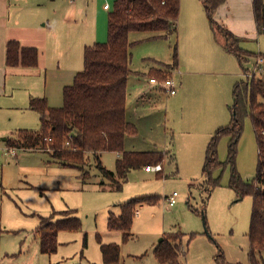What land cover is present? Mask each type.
Instances as JSON below:
<instances>
[{
  "label": "rangeland",
  "instance_id": "obj_1",
  "mask_svg": "<svg viewBox=\"0 0 264 264\" xmlns=\"http://www.w3.org/2000/svg\"><path fill=\"white\" fill-rule=\"evenodd\" d=\"M37 3L39 6L29 8L28 12L39 16L53 8L46 0ZM103 3L104 0H99L98 14L91 7L87 13L83 9L81 16L89 26L94 27L95 36L103 39L100 43L107 39V16L102 10ZM75 19L76 15L61 30L64 46L70 48L74 44V30L78 34L88 26L79 25L77 29L76 23H72ZM151 35L153 33L149 32L129 34V41L133 43L130 48V68L132 72L140 73H134L128 78L129 98L142 94L149 83L148 75L153 66L161 67L159 63L169 65L173 62V49H177L176 34L144 42L141 40ZM259 36V41L253 44V51L264 56V35ZM70 48L65 53L48 56L42 68L31 69L20 77L11 75L8 79L12 89L11 97L4 99L7 102L6 108L0 109V264H10L8 261L21 264L25 259L24 254L33 253L37 247L39 239L35 232L41 222L45 219H61L62 212L78 218L82 224L81 229L75 232L60 231L56 253L50 257L41 255V262L33 264H102L97 235L102 243L110 242L120 246V264H159L154 249L167 234H171L169 236L176 244L181 238L185 249L175 264H249L248 230L252 198L245 196L236 200L234 191L229 187L232 173V164L228 161L229 137L223 136L217 144L219 164L213 166L209 173H203L206 132L189 118L186 119L188 110L180 108L173 101L165 119L162 116V121L151 133H146L142 128L139 134L126 136L124 140V151L135 150L128 152L170 151L172 158L170 155L164 157L163 175L147 174L142 169L130 170L127 180L120 182L122 185L117 188L99 172L96 157L92 153L87 155L82 165L65 166L41 150L16 149L15 154L9 151L3 137H13L18 129L37 131L40 128L35 112L25 109L19 112L12 106L16 103L21 105L22 97L28 92L32 96L47 93L48 103L60 107L63 103L62 88L73 83L77 67L79 71L83 70L80 49ZM77 60L80 63L77 64ZM254 64L255 56L254 60L247 59L241 65L232 56L217 55L210 63L190 67L184 73L178 67L181 74L174 75L177 81L191 74L196 78L195 98L204 106L212 105L215 109L208 114L218 111L223 121L221 127H225L231 119L234 86L246 80L244 70L252 71ZM166 75H170V72ZM255 78L264 79L263 64ZM2 84L3 81L0 86ZM15 84L22 86L24 92L17 90ZM167 96L155 95L160 100L155 104L148 95L147 102L152 107H161L163 113V105L165 107L171 99ZM152 110L145 108L146 118H153ZM257 156L251 118L246 116L234 162V168L244 182H253ZM98 158L107 170L115 172V152H101ZM115 178L119 179L116 175ZM173 192H177L178 196L176 204L171 207L165 198ZM154 197L157 199L136 206V209L141 207L139 215L133 217L128 241L122 240L120 232H116L112 238L103 232L108 229L109 215H117L121 205L132 199ZM219 255L223 263L217 260ZM259 260L264 262V251Z\"/></svg>",
  "mask_w": 264,
  "mask_h": 264
},
{
  "label": "trees",
  "instance_id": "obj_2",
  "mask_svg": "<svg viewBox=\"0 0 264 264\" xmlns=\"http://www.w3.org/2000/svg\"><path fill=\"white\" fill-rule=\"evenodd\" d=\"M209 22L222 33L225 50L242 65L255 54L239 46L240 39L213 22L215 10L225 0H200ZM254 21L259 35H264V0H252ZM179 15V0H115L107 17V39L85 47L83 70L76 73L71 85L62 91L63 103L60 107L49 106L45 97L32 98L29 109L39 115L40 128L37 131L18 130L13 137L5 138L8 148L22 150H41L47 152L58 163L65 166H79L85 163L86 153L94 156L98 152H120L115 162V172L107 170L96 157L99 172L109 178L117 188L127 180L130 170L141 169L147 165L163 162L167 152H127L124 151L126 136L137 135V128L126 119L127 82L131 74L130 62L133 43L129 34L133 32L153 33L146 40L167 38L176 34ZM256 56H262L261 54ZM37 49L22 47L17 41L8 40L5 44L6 67L35 68ZM161 68H151L149 79L157 82L168 77L177 68V49H173L172 64ZM248 70H244L246 73ZM231 119L227 126L218 128L206 146L203 173H209L217 162V144L223 136L229 137L228 161L232 164L229 187L236 200L251 196L252 209L248 230L249 264H264L259 260L264 251V79L240 81L233 89V103L230 107ZM250 116L257 144L256 175L252 183L244 182L234 168L237 142L243 131V121ZM50 139L47 141L46 139ZM65 142L68 145L65 146ZM172 157V156H171ZM160 172H158L159 174ZM115 175L121 179L117 180ZM208 188L211 189L210 185ZM157 198H138L121 205L120 213H111L107 228L119 231L124 242L131 237L134 212L137 205ZM62 218L52 221L45 219L37 228L39 251L42 254H55L58 247L57 236L60 231L75 232L81 229V221L62 212ZM0 230V234H1ZM171 234L162 237L154 249L159 264H175L184 247L173 243ZM179 235V234H178ZM179 237H181L179 235ZM83 238V245H85ZM102 260L105 264H119L120 246L105 244L97 235ZM181 248H183L181 250ZM218 261L223 263L220 255Z\"/></svg>",
  "mask_w": 264,
  "mask_h": 264
},
{
  "label": "crops",
  "instance_id": "obj_3",
  "mask_svg": "<svg viewBox=\"0 0 264 264\" xmlns=\"http://www.w3.org/2000/svg\"><path fill=\"white\" fill-rule=\"evenodd\" d=\"M46 1L49 2L53 6V8L49 12L36 16L35 13L31 14L30 12H28V9L39 6L37 3L39 2V0H0V70H1L0 82L3 81V84L0 86L1 87L0 109L6 108L7 102L4 101V99L11 97L10 93L12 89L10 87V84H8V79L11 75L20 77L26 75L23 73H28L31 69L42 68V66H44V64L46 63L48 56L53 57L54 55H56V53L59 52L65 53V51H67L70 48L68 46L67 47L64 46V38H62V34H61V30L64 27V24L71 23V20H69L70 18H74L76 15L77 19H75V21L73 20L72 23L73 24L74 22L76 23L77 29L79 25H83V24L88 25L86 26L87 27L86 30H82L78 34H77L78 31L74 30V35H73L75 39L72 47L76 50L80 49L82 60H83V53L85 47H89L95 43H100L99 41H103V39H101V37H98V35L95 36V31L93 29L94 27L89 26L87 21L81 19V16L83 15V9L87 13V11L92 7L95 9V12L98 14L99 0H46ZM114 1L115 0H110V1L104 0L102 10L104 11V13H106L107 17H108V13L112 10ZM77 2H80V4L77 5ZM85 17L87 19L88 15L86 14ZM93 21L94 19L91 20L90 22ZM213 22L217 26L225 28L235 37L239 38L240 39L239 46L243 50L255 54V63H256L258 57L256 55H259L261 53L260 52L255 53L253 51L254 50L253 44L255 43V41H259L260 36L257 32L256 24L254 21L252 0H225V2L215 10L213 14ZM106 30H107V23H106ZM57 34L59 35L58 38H57ZM8 40L17 41L22 47L36 48L38 53L37 66L35 68H26L19 66L13 68L6 67L5 44ZM141 40L144 42L146 38ZM176 41H177V55L179 54L177 57V68L178 67L182 68L184 70L183 73L186 72V70H188L190 67H198L210 63L213 59L217 57V55L222 57L224 56L234 57L232 54L228 53L225 50V39L222 33H220L216 27L214 28L213 25H211V23L209 22V19L205 13V10L200 0H179V16L176 22ZM73 48H70V50ZM250 58L254 60V57H250ZM78 63H80V60H77V64ZM159 64H162V66L165 65L164 63H159ZM161 67L153 66L152 68L163 69ZM77 70L79 72V67H77ZM134 73L136 75H140V73L132 72V70L130 75ZM176 78L177 76L174 75V80L177 83V93L172 96H167L162 91L160 86L149 82L148 85L145 86V89L141 92L142 94H139L134 98H129L131 96V93H129V86L127 82V97H126V108H125L126 119L128 122L136 126L138 132L137 134L140 133V130L142 128L146 133H151L154 127L162 121L161 119L162 116L165 119L166 114L168 113L169 105L173 101L174 103L178 104L180 108L184 107L186 108V111L188 110V117H186V119L189 118V120L194 125L203 128L202 130H205L206 133L204 136L206 137L208 143L212 134L222 126L223 121L221 118V114L218 111L215 113L216 115L208 114L210 110L215 108H213L212 105L204 106L202 103L197 101V99L195 98V95L197 94L196 92L197 82H196V78L192 74L191 76L185 77L184 79L179 81H177ZM15 86L17 90L24 92L22 86H19L18 84H15ZM186 89L188 91L185 92ZM152 90H154V92ZM179 92H181L180 95L178 94ZM160 94H163L164 97L166 96L171 97V99L168 98V100L169 99L170 100L168 101L167 104H165V107L163 105V113L161 112V107L159 106L152 107V105H150V103L147 102L148 95H149L148 98L152 99L155 102V104L160 102V100L156 99L155 97V95H160ZM39 96L45 97L48 102L47 93H44L43 95H39ZM39 96L38 95L32 96L30 93L27 92L26 95L23 96L21 99V105L20 103L19 105H17L16 103L15 105L16 107L15 106L12 107L18 110L19 112L22 111V109L32 111L28 107L29 101L32 98H36ZM49 106L53 107L50 104ZM145 108L153 109L152 110L153 118L151 119L146 118L147 114ZM38 119H39V115H38ZM163 122H165V120ZM39 127H40V121H39ZM18 130H28V129H18ZM5 138L6 137L2 138L4 142H5ZM16 149L17 148H9V151L13 150L14 152L11 151L10 152L12 154H15ZM25 151H32V150L29 149ZM128 151H135V150L127 149V152ZM100 153L101 152L96 153L95 156H97L98 158V154ZM88 154L89 152L85 154L86 157ZM115 154L117 159H119L121 153L115 152ZM169 155L171 156L170 151H168V156ZM162 166H163V162H162ZM143 168L144 167H142L141 169L144 171ZM150 173L151 172L147 174ZM160 173L163 175V170ZM85 179L86 178H84V180ZM141 206H138V209H140ZM119 213H117V215ZM103 232H107L108 237L112 238L114 234L119 231H111L107 229L106 231ZM35 233L37 235V232ZM37 243H38L37 247L33 253L24 254L25 259L24 261H22L21 264H33L34 262L37 263L41 262L39 257H41V255H46V254L40 253L39 242ZM109 243L110 242L105 244H109ZM46 256L50 257L51 255H46ZM100 259L102 264H105L102 260L101 254H100ZM8 262L12 264L11 261ZM53 264H59V263H53Z\"/></svg>",
  "mask_w": 264,
  "mask_h": 264
},
{
  "label": "built area",
  "instance_id": "obj_4",
  "mask_svg": "<svg viewBox=\"0 0 264 264\" xmlns=\"http://www.w3.org/2000/svg\"><path fill=\"white\" fill-rule=\"evenodd\" d=\"M262 64L264 65V57L258 56L253 70L245 73L246 79H251L253 76L256 75V73L260 72ZM174 74H181L178 68L172 69L170 71V75H168V77L162 80L161 82H157L154 78H150L149 82L160 86V88L166 95L172 96L177 93V83L174 80ZM46 140L49 141L50 139L48 138ZM67 145H68V142H65V146ZM11 152H14V151L11 150ZM143 169L147 173L149 172L158 173V172H162L163 166L161 163H156L154 165H147ZM177 196H178V193L173 192L170 196L165 198V201L167 202L169 206L172 207L176 204ZM138 215H139V209H136L134 212V216H138Z\"/></svg>",
  "mask_w": 264,
  "mask_h": 264
}]
</instances>
